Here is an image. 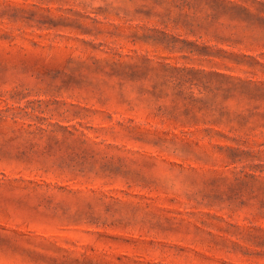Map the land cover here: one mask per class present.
Returning a JSON list of instances; mask_svg holds the SVG:
<instances>
[{"label":"rangeland","instance_id":"1","mask_svg":"<svg viewBox=\"0 0 264 264\" xmlns=\"http://www.w3.org/2000/svg\"><path fill=\"white\" fill-rule=\"evenodd\" d=\"M0 264H264V0H0Z\"/></svg>","mask_w":264,"mask_h":264}]
</instances>
